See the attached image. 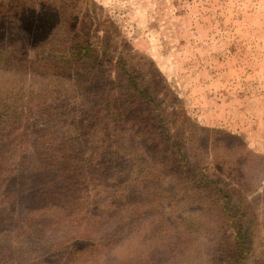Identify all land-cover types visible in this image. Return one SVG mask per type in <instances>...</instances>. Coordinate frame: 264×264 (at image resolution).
Listing matches in <instances>:
<instances>
[{
  "label": "rangeland",
  "instance_id": "rangeland-1",
  "mask_svg": "<svg viewBox=\"0 0 264 264\" xmlns=\"http://www.w3.org/2000/svg\"><path fill=\"white\" fill-rule=\"evenodd\" d=\"M0 49V264H264V0H0Z\"/></svg>",
  "mask_w": 264,
  "mask_h": 264
},
{
  "label": "trees",
  "instance_id": "trees-1",
  "mask_svg": "<svg viewBox=\"0 0 264 264\" xmlns=\"http://www.w3.org/2000/svg\"><path fill=\"white\" fill-rule=\"evenodd\" d=\"M85 49H87L86 47H82L80 44L77 43V45H69L68 47V50L64 51H60L61 54H59L58 57H56L58 60H60L61 58V62L62 63H72V62H77L79 61L81 58H84L86 55H85ZM71 50L73 51H76L78 54H72L71 53ZM80 50H84L83 53H80L79 51ZM45 54L47 53H42L41 56H44ZM5 55L11 59V58H15V55L13 56L12 54L10 53H5L4 51H2L0 49V61H5L7 60L5 58ZM13 56V57H12ZM21 56V55H20ZM52 58H54L53 56H51ZM20 58V57H18ZM19 60V59H18ZM119 75H116L118 80L119 81H124L125 82V85L119 89V87H115L116 88V93L119 92L120 90V93L118 94L117 93V97L115 98V102H117L119 104V101H120V96H122V101L120 103V106L118 105V107L115 109L116 112H120L122 115H127V114H132L135 112V109H136V103H140L141 100H145V101H148L150 100V97H149V90H146L145 88H139L134 82L131 81V79L129 78V76L127 75L126 78L124 79L121 75L120 72H118ZM113 88V86H112ZM155 88V87H154ZM132 91H136L137 95H140L139 97H133V95L131 94ZM120 95V96H119ZM141 99V100H140ZM149 108V107H148ZM119 114V113H117ZM135 114V113H134ZM137 115V113H136ZM159 120L158 121H155L154 122V128L157 130V132L159 134H161L162 136H164V139L169 140L170 139V135H169V128L167 126V117H166V114L164 112H161V113H158L157 114ZM134 119V118H132ZM130 121V118L128 119V121H124L123 124H126L128 126V122ZM133 126V125H132ZM142 129L141 127H135L134 128V132L135 133H138L140 132ZM160 136V135H159ZM161 136V137H162ZM177 135L175 134V137ZM169 142H171L173 144V147H174V150L172 152V154L177 158L178 157V160L181 161L182 159H184V151L181 147L180 144L176 143L175 141H171L169 140ZM174 142V143H173ZM175 158V159H176ZM207 182V181H206ZM206 182H202V181H195L196 185L195 187H199V186H202L204 187L205 191L208 190L209 193H211L212 195H215L216 193H214L213 191V187L210 188V186L206 183ZM207 187H206V185ZM225 194V200H230L231 197H227V194ZM227 202V201H226ZM233 229L235 231V234H237V236L234 235V245L235 246H239V251L242 252V250L244 249V244L243 243H240V237L239 236H244V229L242 228L241 226V223L239 222H234L233 223ZM232 229V230H233ZM234 233V232H233Z\"/></svg>",
  "mask_w": 264,
  "mask_h": 264
}]
</instances>
